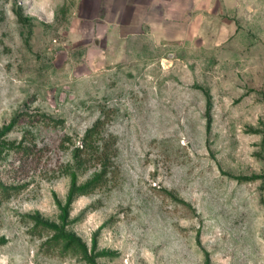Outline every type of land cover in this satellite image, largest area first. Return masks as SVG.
Masks as SVG:
<instances>
[{"label":"rangeland","instance_id":"rangeland-1","mask_svg":"<svg viewBox=\"0 0 264 264\" xmlns=\"http://www.w3.org/2000/svg\"><path fill=\"white\" fill-rule=\"evenodd\" d=\"M0 264H264V0H0Z\"/></svg>","mask_w":264,"mask_h":264},{"label":"trees","instance_id":"trees-1","mask_svg":"<svg viewBox=\"0 0 264 264\" xmlns=\"http://www.w3.org/2000/svg\"><path fill=\"white\" fill-rule=\"evenodd\" d=\"M86 138H87V134H85L83 141L80 143L81 144V152L79 154V161L85 160L86 159L85 156L91 154L90 144L87 143ZM103 151L104 150L101 149L94 157L97 158L99 161H102V158L104 156ZM70 175H71V178H70L71 182H70V188H69V191H68L67 197H66V205H69L77 195H80V194L87 192L88 188L90 186H93V183L96 181L97 176H98V175L94 176L89 181H87L83 184H78L76 171L75 170L71 171ZM64 207H66V206H64Z\"/></svg>","mask_w":264,"mask_h":264}]
</instances>
